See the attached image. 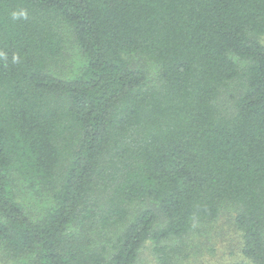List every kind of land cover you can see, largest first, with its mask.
Here are the masks:
<instances>
[{"label": "trees", "instance_id": "1", "mask_svg": "<svg viewBox=\"0 0 264 264\" xmlns=\"http://www.w3.org/2000/svg\"><path fill=\"white\" fill-rule=\"evenodd\" d=\"M225 225L264 264V0H0V263L182 264Z\"/></svg>", "mask_w": 264, "mask_h": 264}, {"label": "rangeland", "instance_id": "2", "mask_svg": "<svg viewBox=\"0 0 264 264\" xmlns=\"http://www.w3.org/2000/svg\"><path fill=\"white\" fill-rule=\"evenodd\" d=\"M69 39V38H68ZM64 71L76 73L81 67L83 57L77 48L68 40L65 49ZM226 229L223 232L210 231L208 237L200 233L193 236L192 246L196 250L190 258L185 259L182 264H203L210 261L211 264H225L242 259L241 238L234 228ZM153 243L147 242L139 255L137 264H160L158 257L152 251ZM201 250V251H199ZM1 264V263H0Z\"/></svg>", "mask_w": 264, "mask_h": 264}]
</instances>
